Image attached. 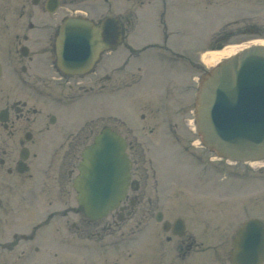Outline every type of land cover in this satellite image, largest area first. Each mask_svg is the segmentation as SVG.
I'll list each match as a JSON object with an SVG mask.
<instances>
[{"label":"flooded vegetation","instance_id":"af4514ba","mask_svg":"<svg viewBox=\"0 0 264 264\" xmlns=\"http://www.w3.org/2000/svg\"><path fill=\"white\" fill-rule=\"evenodd\" d=\"M111 3L109 0H0V264H43L40 261L46 247L43 238L49 241L50 236L42 226L51 222L55 225L49 252L55 260L50 264H77V253L82 256L80 264H233L232 239L246 217L237 219L222 212L213 213L223 210L227 203L209 200L198 202V211L189 217L176 211L177 206H169L175 210L170 215L166 207L168 198L159 193L157 170L153 160L147 159L146 140L141 138L143 130L151 136L154 148L162 138L167 142H184L186 150L196 156L195 138L188 134L191 131L188 119L183 116L175 119L168 114L174 86L157 81L153 87L160 94V105L154 107L151 101V107L141 104L140 108L136 88L141 66L130 62L131 56L138 60L142 52L156 48L170 62L182 67L190 63L197 68L198 77L205 72L200 54L190 58L167 39L163 44L153 42L137 49L127 41V28L132 24L129 18L125 23L123 16L117 15V27L109 24L108 29L107 25H101ZM90 12L98 14L93 20L103 29L101 36L112 37L111 47L98 59L99 72L97 61L87 74H68L58 64L62 26L69 17ZM245 31L246 28L239 33ZM235 34L234 30L219 33L210 48L226 46ZM120 46L130 52L126 58L117 59V65L108 66L104 55H113ZM184 85L183 91L190 92L197 83L192 77ZM71 92H116L123 116L103 117L99 129L98 123H76L64 118L63 110L68 104L61 101L74 99V95H69ZM163 108L161 119L159 113ZM185 108L180 105L181 111L185 112ZM139 109L142 111L137 113ZM105 127L115 130L125 140L131 175L120 206L105 217L92 219L78 204L73 180L83 149ZM156 134L160 138L154 140ZM149 173L151 196H146ZM258 202L264 208V199ZM19 204L26 207L23 217L26 225L30 216L39 218L29 228L25 225V228H12V221L21 219L15 212ZM34 208L47 212L36 214ZM246 210H249L247 205L238 216L245 215ZM146 225H151V232L148 229L150 241L144 247ZM64 244L69 246L66 263L60 262L59 257ZM194 257L199 259L194 261Z\"/></svg>","mask_w":264,"mask_h":264},{"label":"rangeland","instance_id":"374dc122","mask_svg":"<svg viewBox=\"0 0 264 264\" xmlns=\"http://www.w3.org/2000/svg\"><path fill=\"white\" fill-rule=\"evenodd\" d=\"M109 1L112 2V6L108 8V14L122 15L125 23H127L128 18L132 21V26H128L127 28V41L134 44L137 49H142L148 42L158 41L163 44L165 39H167L169 43L175 46L178 45L180 51L187 52L188 50L189 57L194 59L196 55H190V52H192L191 54H195L205 50L214 42V39L219 33L226 30H234V32H236L234 38L230 40L228 45L237 46L238 50L264 39V0ZM90 14L95 17L98 15L95 12H90ZM165 23H167V27ZM254 26L260 27L261 33L256 34L255 32L249 31L239 33V31H243L244 28L247 30ZM117 51L122 52V55H117V53L107 55L105 60L108 59V66L117 65V59L120 58L121 60L126 58L130 52L125 49L124 46H120ZM157 52H159L157 49L154 50L152 48L144 52L143 55L141 54L142 56H139L142 57L140 58L141 60H137V57L133 60L135 55L132 54L133 56H131V62H134L135 65L139 64L142 66L145 74H150L148 75L149 81L151 78V83L138 87L140 108L141 104H143V100H145L146 105L150 104L148 107H151V101L154 103V107L156 104L160 105V94L153 85L157 82L155 80L159 79L165 82L166 79L170 77L172 81L171 85L174 87L171 86L172 94L168 101L170 107L168 114L175 119L178 117L181 118V116L186 117L189 122L190 118H192V108L194 106V89L190 92H184L183 87L185 85L183 81L185 82L191 75L193 76L199 72L197 68L182 67L179 63L170 62L167 57L160 56ZM205 62L207 66L211 67L216 64L217 61ZM100 70L101 69H99L98 72ZM185 74L188 75V78H185ZM179 82L180 84H178ZM138 88H136V91ZM69 95H74L72 96L74 99L70 101L71 99L67 98L61 102V104H68L63 110V117L73 120L76 123L90 121L99 116L107 117L109 114L116 113V110H121V103L115 93L109 94L104 101H102L100 94L89 97L81 96L80 98L77 92H71ZM190 96L191 98L188 99ZM152 97H155L153 98L154 100H151ZM180 105L186 107L185 112L180 110ZM159 107L162 108V106ZM141 111L142 110L139 109L137 113ZM119 114L122 115L121 112H119ZM163 115L164 108L160 111L159 117L162 119ZM127 116H130V114L128 113ZM60 117L61 115H59V120ZM97 123L96 128L99 129L100 125L103 123L100 121ZM141 134V138L146 140L147 158H152L154 160L158 176L164 177L163 182H165V179L170 181V186L167 184L166 186H161V182L158 185L159 193L168 198L166 207L168 206V213L170 215L175 210L173 211V208L169 209V206L173 207L175 205L177 209L181 210L176 209V211L179 213L183 212L189 217L198 211V202H205L208 200L218 203L221 201V204L227 203L224 205L223 210H217L216 212L210 210V214L222 212L226 215L228 214L227 216H231L232 218L236 217L237 219L241 217H250L260 212L264 214V208L262 206L259 207L258 202L260 198L264 199V195H262L264 194V170L259 171V164L235 163L230 165L222 160L211 163L208 161L207 157L210 155L212 157V154L203 152L202 150L205 151L204 148L197 147L195 148L197 152H200V150L202 151L201 161L200 156L195 158L191 155H187L181 143H173L172 141L167 142V140L162 138L160 143L154 148V145L151 146V136L146 135L143 130H141ZM188 134L194 136V138L196 137V134L191 133V131ZM159 138L158 134L154 136V140ZM197 145H199V143ZM147 194L151 195V177L148 180ZM175 195L176 197L178 196L177 199H173ZM191 198L194 199L186 200ZM245 205L249 207V210H246L245 215L238 216ZM43 207L45 208V206ZM39 210L40 209L34 208L36 214H40L42 211L43 213L47 212V210H43V208H41V211ZM15 212L20 215L21 219L18 221L13 220L12 228H29L39 219L38 217L33 218L30 216L27 220L29 225H26V222L23 220L26 213L25 205H17L15 207ZM54 225L55 224L51 222L47 226L44 225L42 227V229L45 230V234L50 236L48 237L49 241L43 238V241H45L44 244L48 247L42 249L44 257L41 255L40 261H42L43 264H50L51 261L55 260L54 254L49 252V245H51V241L54 240V237L51 236ZM148 229L151 232V225L147 226L143 233L144 247H147L150 241V238L148 240ZM140 236H142V234ZM203 236L205 237V235ZM65 237L63 239H65ZM64 245L65 246L60 249L59 257L61 258L60 262L66 263L68 259L67 249L69 246L67 244ZM66 245L68 247H66ZM77 257V264H80L82 258L81 254L77 253ZM198 259V257L192 258L194 261Z\"/></svg>","mask_w":264,"mask_h":264},{"label":"water","instance_id":"95a60500","mask_svg":"<svg viewBox=\"0 0 264 264\" xmlns=\"http://www.w3.org/2000/svg\"><path fill=\"white\" fill-rule=\"evenodd\" d=\"M81 22L71 19L68 23ZM67 34L70 46L67 45L65 54L76 55L65 60L92 63L99 53L97 35L78 28ZM90 53L92 58L84 62ZM195 122L204 144L219 155L236 161L264 158V45L244 48L203 76L196 96ZM123 149L121 137L105 129L83 151L75 188L80 204L91 218L105 215L124 197L129 162ZM233 246L235 264H262L264 221H245Z\"/></svg>","mask_w":264,"mask_h":264},{"label":"bare ground","instance_id":"6f19581e","mask_svg":"<svg viewBox=\"0 0 264 264\" xmlns=\"http://www.w3.org/2000/svg\"><path fill=\"white\" fill-rule=\"evenodd\" d=\"M255 43L256 44H264V39L256 41ZM237 51H238L237 46H228L221 51H215V52H210L208 54L207 53L203 54V59L205 61H209V62H216L225 56H230V55L234 54Z\"/></svg>","mask_w":264,"mask_h":264}]
</instances>
